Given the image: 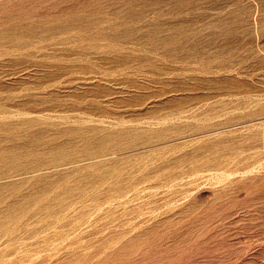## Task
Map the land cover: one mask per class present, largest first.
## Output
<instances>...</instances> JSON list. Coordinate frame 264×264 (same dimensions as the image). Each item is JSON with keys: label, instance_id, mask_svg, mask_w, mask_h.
<instances>
[{"label": "rangeland", "instance_id": "obj_1", "mask_svg": "<svg viewBox=\"0 0 264 264\" xmlns=\"http://www.w3.org/2000/svg\"><path fill=\"white\" fill-rule=\"evenodd\" d=\"M0 2L21 24L0 37V264H264V0ZM85 16L176 68L79 58ZM164 49L233 57L186 72Z\"/></svg>", "mask_w": 264, "mask_h": 264}, {"label": "bare ground", "instance_id": "obj_2", "mask_svg": "<svg viewBox=\"0 0 264 264\" xmlns=\"http://www.w3.org/2000/svg\"><path fill=\"white\" fill-rule=\"evenodd\" d=\"M10 2V1H9ZM4 4H6L5 2H3ZM2 2H0V7L3 6ZM15 15H12L10 13H4L2 15H0V25L1 24H5L7 22H10L12 23V25L9 27L7 25L2 27V29H0V37H4L3 35L9 37L10 39L12 37H16L15 35V31L14 29L12 28H15L19 25H21L20 23H18L19 21H12V19H14ZM16 18V16H15ZM83 20H84V23H83V26H79L78 29H82L84 31H87V34L85 36H82L81 35V38H84V39H87L88 43L87 44H83V45H80V49H83V53L81 52L79 54V58L81 59H91L92 57H97L99 58L100 60H103V59H106L108 58L107 56H109V58H112L113 60L116 61V63L118 62L119 64L123 65L125 64L126 62L128 61H132L134 67H136L137 70H141L143 69L144 67H147L151 70H154V72H162L163 70H166V71H170L173 69H175L176 67L174 65H171V64H168L166 62H160L159 61V57H156L154 55H151L150 52H153V50H157L159 49V47L156 45V44H150L149 46H144L143 44H141V47H131V49L129 50H137L138 53H130V51L126 52V53H122L120 52L121 50L118 49L117 47L113 46L114 44H107V48H106V44L107 42H100V41H103L105 39H109L108 37L112 39H117V36H121V37H124V38H128L132 35L133 32H135V29L132 28V25H127V26H124L122 28H120L121 26H119L118 28H116L114 31H110V30H107L105 27L104 29L105 30H102L101 32H98L96 34H92V33H89L88 31V27H91V24L92 23H96L95 20H93L91 17L89 16H85V17H82ZM19 19V18H18ZM30 21V20H29ZM34 22V21H33ZM29 23H27L28 25ZM31 24V23H30ZM116 24H118L116 22ZM33 25V24H32ZM96 25V24H95ZM119 25V24H118ZM117 25V26H118ZM46 30L52 32V33H56L58 31H64V30H61L62 28H60L59 26H56L55 24H51V25H47L46 27ZM113 28V27H112ZM18 29V28H17ZM24 29V28H23ZM22 29V30H23ZM42 29V28H41ZM111 29V28H109ZM114 29V28H113ZM25 31V30H24ZM79 30H77L78 32ZM83 32V31H81ZM109 32H112L109 34ZM121 34H119V33ZM28 34V33H27ZM37 35V34H36ZM35 35V36H36ZM76 35H78L76 32L75 34H72V36L76 37ZM112 35V36H110ZM48 36V35H47ZM46 36V37H47ZM71 36V37H72ZM79 36V35H78ZM27 37V36H26ZM51 39L53 37H50ZM232 39L234 37H231ZM3 39V38H2ZM13 39V38H12ZM17 39V38H16ZM39 39V38H38ZM55 39V37H54ZM58 39V38H56ZM61 39V38H60ZM77 39H79L77 37ZM59 40V39H58ZM249 40V39H248ZM16 41V40H15ZM83 42V41H82ZM243 41L241 40H234V43L236 45H234V47L236 48L237 46H241V43ZM86 43V42H85ZM102 43V44H101ZM116 44L118 43H121V45L123 43H125V41L123 42H115ZM134 43V42H133ZM17 44V45H16ZM14 45L16 46H24L23 45H20V42H17L15 43ZM13 45V46H14ZM120 45V46H121ZM168 45V43H166L165 47ZM91 46L95 47L94 50H91ZM117 46V45H116ZM120 48V47H119ZM142 48H144V50H142ZM101 49V50H99ZM71 52H72V48L70 49ZM120 50V51H119ZM164 51H166L165 49L158 52L157 55H159L162 59H166V61L169 63L170 62H176V63H181L179 68H181L182 70H185L186 72H193V71H199V72H210L212 69H218V65L216 64V62H211L209 63V58H214L215 60L218 59V64H222L224 61H227L229 60L231 57H233V55L230 56L229 54V50L228 51H225L224 49L220 50L219 52L216 51V55L215 56H212V55H208V54H205V55H201L203 57H209V58H204L202 59L201 57L200 58H197L198 55L195 54V55H183V54H176V53H165ZM225 51V52H224ZM236 51V50H235ZM168 52V51H167ZM18 53V52H17ZM79 53V52H78ZM77 53V54H78ZM95 53L97 54V56H95ZM154 53V52H153ZM219 53V54H218ZM94 54V56H93ZM99 54V56H98ZM114 56V57H113ZM7 58V57H6ZM194 59H197V60H200V63L199 64H195L194 65ZM231 60V59H230ZM54 64V63H53ZM65 68H69L68 66H66ZM178 68V67H177ZM148 70V69H147ZM165 71V72H166ZM50 72V71H49ZM213 72V71H212ZM143 73V72H142ZM149 74V73H148ZM104 75V74H103ZM143 75H145L143 73ZM146 76V75H145ZM49 77V76H48ZM180 78V77H178ZM196 77H193L191 74H184L182 73L181 75V79H185V80H189V81H192L191 79H195ZM149 79V78H148ZM153 80V79H152ZM149 81V80H148ZM152 82V81H151ZM2 100V99H1ZM23 101V100H22ZM1 109V108H0ZM11 124L10 123H7V124H4L2 126L3 129H8L10 128ZM15 127V126H14ZM46 131L43 130V129H35V130H32L31 132H28L27 134V137L28 138H25L22 137L24 139V142L22 147L25 148V152H27L28 154L30 152H38L36 149L38 148L39 151L43 150L44 147L47 145V142L45 141H42L39 137L41 135H43ZM70 132H74V131H70ZM6 137L3 136V135H0V140L4 139ZM7 140V139H6ZM41 140V141H40ZM14 141V140H13ZM14 143V142H13ZM18 143V142H17ZM22 143V142H21ZM10 144V143H9ZM3 145H6V144H3ZM18 145V144H17ZM16 145V146H17ZM49 145V144H48ZM51 145V144H50ZM55 147H58L57 145H55ZM15 148V147H14ZM51 148V146H50ZM9 150V149H8ZM7 150V151H8ZM22 150V149H21ZM20 151V150H19ZM14 152V151H13ZM44 152V151H43ZM102 152V151H101ZM4 155V154H2ZM7 155V154H6ZM22 155V154H21ZM21 157V156H19ZM6 159V158H5ZM20 160V159H19ZM30 160V159H29ZM42 160V159H41ZM36 162V161H35ZM41 163V162H40ZM14 165V164H13ZM17 166V164H16ZM19 167V166H18ZM1 179V178H0ZM4 179V178H3ZM6 200V199H5Z\"/></svg>", "mask_w": 264, "mask_h": 264}]
</instances>
